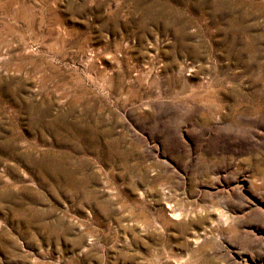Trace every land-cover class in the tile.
Here are the masks:
<instances>
[{
	"label": "rangeland",
	"instance_id": "obj_1",
	"mask_svg": "<svg viewBox=\"0 0 264 264\" xmlns=\"http://www.w3.org/2000/svg\"><path fill=\"white\" fill-rule=\"evenodd\" d=\"M0 264H264V0H0Z\"/></svg>",
	"mask_w": 264,
	"mask_h": 264
},
{
	"label": "bare ground",
	"instance_id": "obj_2",
	"mask_svg": "<svg viewBox=\"0 0 264 264\" xmlns=\"http://www.w3.org/2000/svg\"><path fill=\"white\" fill-rule=\"evenodd\" d=\"M170 209V208H169Z\"/></svg>",
	"mask_w": 264,
	"mask_h": 264
}]
</instances>
